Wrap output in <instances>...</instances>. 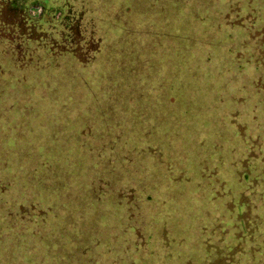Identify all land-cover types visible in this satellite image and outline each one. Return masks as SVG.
I'll use <instances>...</instances> for the list:
<instances>
[{
	"label": "rangeland",
	"instance_id": "obj_1",
	"mask_svg": "<svg viewBox=\"0 0 264 264\" xmlns=\"http://www.w3.org/2000/svg\"><path fill=\"white\" fill-rule=\"evenodd\" d=\"M66 1L28 0L37 2L34 12ZM90 1L106 19L111 3ZM233 1L171 0L166 22L153 15V63L165 80L162 101L140 108L133 130L145 156L111 152L116 145L100 134L99 124L113 116L104 98L113 64L98 59L85 66L46 52L23 64L0 35V161L17 167L25 156L23 166L32 167L43 157L58 171L42 183L22 169L2 172L0 264H211L214 245H237L231 237L240 215L258 217L251 242H239L249 264H264V54L229 37ZM53 8L61 15L60 6ZM133 14L137 24L144 21ZM35 18L44 23L48 15ZM116 36L104 53L117 51ZM152 141L161 151L150 153L149 145L158 147ZM122 142L120 150L127 148ZM136 171L145 181L136 183ZM131 172L141 188L129 198L119 189ZM18 206L28 216L46 212L44 224L27 223V216L16 221ZM66 218L75 219L69 233L80 219L92 220L78 228L76 243L59 236V220ZM47 234L53 235L48 246Z\"/></svg>",
	"mask_w": 264,
	"mask_h": 264
},
{
	"label": "trees",
	"instance_id": "obj_2",
	"mask_svg": "<svg viewBox=\"0 0 264 264\" xmlns=\"http://www.w3.org/2000/svg\"><path fill=\"white\" fill-rule=\"evenodd\" d=\"M79 1L82 3L81 6H75L72 3H78ZM86 1L84 3V0H67L61 5L55 4L54 6H60L63 9L61 15H58L57 12L60 9H55L53 8L54 6H50L47 10L40 7L34 12L31 9L37 2L0 0V35L6 40L8 47L16 55L17 60L23 64L33 62L34 56L40 55V52H46L51 56L67 54L85 66L97 63L98 59H103L107 64H113L112 73L110 71L107 74V80H110V82L106 81L107 83L104 86L107 94H104V98L108 102H112L109 112L113 116L109 122L103 121L99 124V127H101L100 134L107 136L110 139L109 142L116 145V147L113 146L110 149L111 152L119 153L123 156L138 152L136 155L145 156L147 154L136 148L140 138H136L137 136H135L133 130L135 129V124L141 121L140 108H153L155 106L157 108L158 102L162 101V99H159V93L162 88L160 84L165 80L162 79L161 72L153 63L155 39L149 34L150 21H154V17L157 14L162 18L163 22H166L168 19L163 14L165 9L171 5V0H136L134 5L132 0H106L111 3L106 19H102L98 10H93L94 3L90 0ZM145 1H147V8L141 10ZM187 1L176 0V5L179 2L185 3ZM131 9H134L140 19L143 18L144 21L140 20L139 24H137L134 21L137 16L135 14L129 15ZM44 12L48 15V20L43 23L41 20L36 19L35 15ZM230 12L233 13L235 20L231 24L229 37L235 36L242 44H248L255 52L260 50L264 54V0H234L230 6ZM199 15L203 14L196 15L194 13V16ZM194 20L195 18L193 22ZM193 25L196 27L197 24L194 23ZM194 26L193 29L195 28ZM48 31L53 32L52 36L48 35ZM145 31L148 34L144 36ZM119 33H121L120 36ZM113 34H117L116 37H118V41L114 42L117 51L115 50L111 54L104 53L108 48L107 41L112 38ZM100 55L102 56L99 57ZM123 100L135 103L128 107ZM168 100L170 103L175 101L171 96ZM140 102H142L141 106H139ZM126 115H129L130 118L126 119ZM105 125L106 130L104 129ZM146 135L151 136L149 134ZM103 141L107 145L106 140L104 139ZM122 141L127 148L120 150ZM152 142L157 143L158 147L149 145L148 148L152 149L150 153L161 151L160 142ZM25 158V156H22V160ZM28 158L32 159L31 157ZM22 160L18 158L15 160L17 167L16 165H10L12 160L0 161V177H3L2 172L4 170L22 169L25 173H28V176L31 175L32 182L38 181L42 183L45 180H51V178H46L47 176L51 174L57 175L58 173L52 163H47V160L43 161V157H41L40 161L34 160L36 163L32 167L23 166L24 161ZM137 174L138 172L136 171V183L145 181L143 179L139 180L140 178ZM126 178L125 188H120L119 193L123 195V192H125V195L132 198L134 196V188L139 190L141 186L137 187L135 185L133 172L128 174ZM239 180L242 181V173L239 176ZM0 182L2 181L0 180ZM255 184V179L249 182L247 187L250 192L254 190ZM248 202L250 203L249 199ZM29 205L31 206V204ZM31 210L34 211L33 208ZM253 210H256V207ZM29 211L25 210L24 206H18L16 208V216L18 218L16 221L22 222L24 221L23 216H27L29 221L27 223L38 225V227L42 226L47 213L43 212L28 216ZM70 220L75 221L72 218H66L63 221L59 220L57 230L59 231V236L62 234L61 237L68 239L69 243H76L81 237L78 228L81 226L86 228L85 224L88 225L92 220L88 222L85 218L80 219L81 222L76 223L71 233H69V225L73 224ZM257 220V216L251 219L248 216L240 215L238 218L240 227L236 229L232 235L233 237H231L238 241L237 245L234 246L233 241L221 246L214 245L213 248H216V259L211 264H249L250 260L245 259L247 257L244 251L245 248L243 245L241 246L242 242L239 241L245 240L244 244L248 240L251 242L257 231V227L254 225ZM61 223H64V226ZM90 231L93 233V230ZM226 234L227 231L224 230L218 238L220 242H222V236ZM50 238L52 239L53 235L47 234L44 238V243L47 246V241H50ZM15 241L17 242V240Z\"/></svg>",
	"mask_w": 264,
	"mask_h": 264
}]
</instances>
